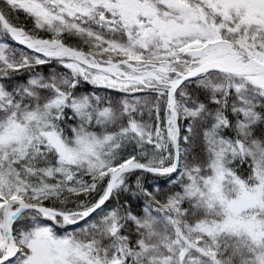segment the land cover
<instances>
[{
  "label": "snow or ice",
  "instance_id": "1",
  "mask_svg": "<svg viewBox=\"0 0 264 264\" xmlns=\"http://www.w3.org/2000/svg\"><path fill=\"white\" fill-rule=\"evenodd\" d=\"M0 264H264V0H0Z\"/></svg>",
  "mask_w": 264,
  "mask_h": 264
}]
</instances>
